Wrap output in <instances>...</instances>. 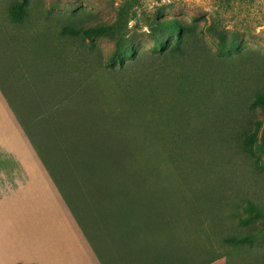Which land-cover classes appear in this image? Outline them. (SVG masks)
Listing matches in <instances>:
<instances>
[{
    "label": "rangeland",
    "instance_id": "rangeland-1",
    "mask_svg": "<svg viewBox=\"0 0 264 264\" xmlns=\"http://www.w3.org/2000/svg\"><path fill=\"white\" fill-rule=\"evenodd\" d=\"M14 1L0 0V88L104 261L148 244L164 264H264V239L224 241L264 229L236 216L247 199L264 206V148L242 135L264 123L250 106L264 87V0H31L21 23ZM155 17L185 29L156 42ZM99 21L115 33L60 34Z\"/></svg>",
    "mask_w": 264,
    "mask_h": 264
},
{
    "label": "crops",
    "instance_id": "crops-1",
    "mask_svg": "<svg viewBox=\"0 0 264 264\" xmlns=\"http://www.w3.org/2000/svg\"><path fill=\"white\" fill-rule=\"evenodd\" d=\"M122 254L104 261L0 88V264H159L142 246Z\"/></svg>",
    "mask_w": 264,
    "mask_h": 264
},
{
    "label": "trees",
    "instance_id": "trees-1",
    "mask_svg": "<svg viewBox=\"0 0 264 264\" xmlns=\"http://www.w3.org/2000/svg\"><path fill=\"white\" fill-rule=\"evenodd\" d=\"M31 0H15L9 7V16L10 19L15 23H21L23 22L29 15V5ZM126 6L129 10L134 9L138 4H140V0H125ZM151 27L154 31L153 38L156 42L161 41V39L169 35L171 33H177L182 34L185 29V24L182 21L179 20H172V19H159L157 17L153 18L151 20ZM211 28L214 32H217V29L214 25H211ZM115 27L112 23H108L106 21H99L95 23L94 25L90 26H84V25H76V24H66L61 27L60 34L64 37H78L80 35L93 39L96 37L104 36V35H112L115 32ZM217 35L220 38H223V34L218 32ZM123 44L117 43V49L113 53V59L114 60H121L120 54L123 51ZM241 53V52H240ZM249 62L242 63L239 68V71H237L235 74L241 76V82H240V89L238 91H235L234 93L241 94V88H244V84L247 83L248 75L250 76V67L248 66ZM264 76V73L262 74ZM83 85V83H82ZM80 83H78V86L76 87L77 92L80 91ZM242 88V89H243ZM250 106L252 108L261 107L264 108V87L259 88L253 95V98L250 101ZM23 126V125H22ZM24 127V126H23ZM25 129V128H24ZM244 143L250 147L255 146L258 149L264 148V123L258 122L254 130H245L242 132ZM258 142V143H257ZM35 146V144H34ZM36 147V146H35ZM36 150L40 154L39 150L36 147ZM41 156V154H40ZM42 157V156H41ZM43 159V158H42ZM44 160V159H43ZM45 162V161H44ZM46 164V162H45ZM47 165V164H46ZM58 184V183H57ZM59 186V185H58ZM60 187V186H59ZM61 189V188H60ZM62 191V190H61ZM63 193V192H62ZM64 195V194H63ZM65 196V195H64ZM67 200V199H66ZM68 202V201H67ZM69 204V202H68ZM70 205V204H69ZM71 207V206H70ZM244 213L243 214H237V218L239 222L246 223L253 219H260L264 221V206H262L259 202L253 201L251 199L245 200L243 205L241 206ZM72 209V208H71ZM73 211V209H72ZM74 213V211H73ZM76 216V214L74 213ZM78 219V217L76 216ZM80 222V220L78 219ZM81 224V222H80ZM82 226V224H81ZM83 228V226H82ZM84 229V228H83ZM261 239H264V229L258 228L253 231H248L239 235H230L227 236L224 241L228 243L229 245H232L234 247L244 244H253ZM144 247L146 254L144 257H152L155 256L159 258V264H164L162 260V251L158 246L155 247L154 250L152 249L150 245H140ZM150 252V254H149ZM154 252V253H151ZM220 256H216L212 258L209 261H212ZM207 261V262H209ZM206 262V261H205ZM182 264H186L182 263ZM202 264V263H201Z\"/></svg>",
    "mask_w": 264,
    "mask_h": 264
},
{
    "label": "clouds",
    "instance_id": "clouds-1",
    "mask_svg": "<svg viewBox=\"0 0 264 264\" xmlns=\"http://www.w3.org/2000/svg\"><path fill=\"white\" fill-rule=\"evenodd\" d=\"M150 7H151V5H150Z\"/></svg>",
    "mask_w": 264,
    "mask_h": 264
}]
</instances>
